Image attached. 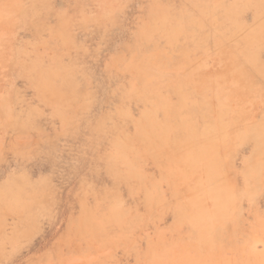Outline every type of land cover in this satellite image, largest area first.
<instances>
[{
	"label": "rangeland",
	"instance_id": "1",
	"mask_svg": "<svg viewBox=\"0 0 264 264\" xmlns=\"http://www.w3.org/2000/svg\"><path fill=\"white\" fill-rule=\"evenodd\" d=\"M249 136L264 0H0V264H264Z\"/></svg>",
	"mask_w": 264,
	"mask_h": 264
},
{
	"label": "bare ground",
	"instance_id": "2",
	"mask_svg": "<svg viewBox=\"0 0 264 264\" xmlns=\"http://www.w3.org/2000/svg\"><path fill=\"white\" fill-rule=\"evenodd\" d=\"M225 133V132H224ZM226 134V133H225ZM248 148L249 150H251V153L250 155L248 156V160H247V163L249 162L250 165L248 166H251V167H257L259 168V174H258V178H259V182H258V185H261V186H264V160H261V156L262 154L264 153L263 152V149H262V146L259 145L257 143V141L254 139V137L252 136H249L247 137V139L244 141L243 145H242V150ZM220 163V162H219ZM217 169V168H216ZM225 169V168H224ZM223 170V169H222ZM218 171V170H217ZM221 172V171H220ZM224 171H222L221 173H223ZM231 176V175H229ZM218 177V176H217ZM223 178V177H222ZM225 178V177H224ZM218 180V179H217ZM216 180V181H217ZM222 180V179H221ZM222 182V181H221ZM235 184V182L233 183ZM235 188V187H234ZM220 189V188H219ZM223 190V188H222ZM225 190V188H224ZM234 190V189H233ZM262 190V188H261ZM221 191V189H220ZM224 192V191H223ZM237 195V193H236ZM264 195V189L263 191H261V193L259 194V196L257 197V200L258 201H255L254 204L260 202L261 200H263L264 198L262 197ZM254 196V194H253ZM251 197L252 200L254 197ZM231 197V195H230ZM235 197H233L232 199H234ZM237 200V198H235ZM234 199V200H235ZM247 199L248 198H245L244 199V203L241 202L240 203V207L242 208L245 203L247 202ZM255 199V198H254ZM234 200H233V203H234ZM236 202V201H235ZM235 204V203H234ZM228 206V205H227ZM233 207V205H232ZM229 208V209H232ZM228 208V207H227ZM240 208V209H241ZM247 208V206H246ZM242 210H244V208H242L240 210V213L238 212H235L234 216L230 217V218H222V219H213V218H210V220L208 221L209 222V227H208V238L211 240V241H215L216 238H218V235H220L222 237V239L220 240L222 244L224 243H228V241H235L237 240L239 237H243L241 234L243 233L242 231H244L245 227H251L247 221H245V218L243 216L242 213ZM209 211V210H208ZM234 211V210H232ZM246 211V210H245ZM234 213V212H233ZM208 214V213H207ZM210 214V213H209ZM212 216V215H211ZM229 216V215H228ZM208 218V216H206ZM262 220V219H260ZM262 224H263V220L260 221ZM261 224V225H262ZM264 225V224H263ZM262 225V226H263ZM207 226V225H205ZM217 236V237H216ZM232 242V243H233ZM240 242V241H239ZM209 243V242H208ZM207 243V244H208ZM211 244V243H210ZM209 244V245H210ZM236 246V245H235ZM226 249V247H225ZM224 249V250H225ZM228 250V249H227ZM226 251V250H225ZM230 252V251H229ZM232 253V252H231Z\"/></svg>",
	"mask_w": 264,
	"mask_h": 264
}]
</instances>
